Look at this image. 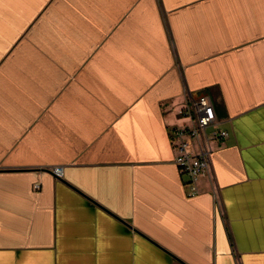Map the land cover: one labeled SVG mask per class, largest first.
Wrapping results in <instances>:
<instances>
[{"label": "crops", "instance_id": "1", "mask_svg": "<svg viewBox=\"0 0 264 264\" xmlns=\"http://www.w3.org/2000/svg\"><path fill=\"white\" fill-rule=\"evenodd\" d=\"M202 95L228 137L187 197ZM0 264H264V0H0Z\"/></svg>", "mask_w": 264, "mask_h": 264}, {"label": "built area", "instance_id": "2", "mask_svg": "<svg viewBox=\"0 0 264 264\" xmlns=\"http://www.w3.org/2000/svg\"><path fill=\"white\" fill-rule=\"evenodd\" d=\"M178 115L184 124L171 129L169 133L173 163L180 174L187 177L184 184L187 197H194L199 194L200 181L213 182L211 156L215 146L228 134L217 127L216 112L209 96L202 95L188 101L180 108ZM47 172L61 179L64 168L51 167Z\"/></svg>", "mask_w": 264, "mask_h": 264}]
</instances>
